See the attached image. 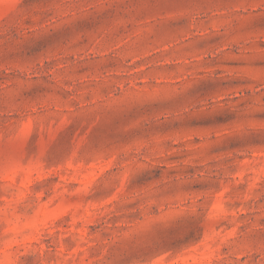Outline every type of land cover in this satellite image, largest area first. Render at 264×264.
I'll return each mask as SVG.
<instances>
[{
  "label": "rangeland",
  "instance_id": "374dc122",
  "mask_svg": "<svg viewBox=\"0 0 264 264\" xmlns=\"http://www.w3.org/2000/svg\"><path fill=\"white\" fill-rule=\"evenodd\" d=\"M0 264H264V0H0Z\"/></svg>",
  "mask_w": 264,
  "mask_h": 264
}]
</instances>
